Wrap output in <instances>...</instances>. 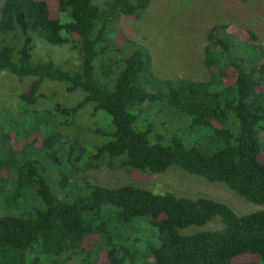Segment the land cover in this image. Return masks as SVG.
Listing matches in <instances>:
<instances>
[{"label":"trees","instance_id":"trees-1","mask_svg":"<svg viewBox=\"0 0 264 264\" xmlns=\"http://www.w3.org/2000/svg\"><path fill=\"white\" fill-rule=\"evenodd\" d=\"M150 2L112 0L99 9L90 0H56L52 18L45 0H4L0 36L18 30L23 41L19 50L0 48V73L30 79L17 98L16 112L6 116L14 140H19L14 128L23 121L18 116L35 102L43 81L64 83L67 92L81 90L84 96L73 106H55L52 116L63 121L53 122L51 112L32 120L31 128L42 136L37 154L70 167L56 185L45 169L27 159L30 145L15 149L12 131L0 132V264H65L79 253H85L82 264H264V211L239 216L208 197L157 194L133 185L107 188L86 177L72 180L78 172L120 160L122 166L153 174L175 168L264 205V62L234 60V39L221 32L223 25L207 35V81L154 79L142 46L118 72L111 57L99 62L102 78L95 77L96 60L114 47L113 36H106L109 26L120 18L139 19ZM29 32L51 45L79 46L80 69L33 63ZM155 103L174 118L186 119L202 144L187 145L176 135L151 141L149 126L139 130L132 110ZM87 105L111 125L109 132L96 130L109 140L90 152L76 135L67 137L62 130ZM215 218L220 229L180 233ZM244 255L256 261L235 262Z\"/></svg>","mask_w":264,"mask_h":264},{"label":"rangeland","instance_id":"rangeland-1","mask_svg":"<svg viewBox=\"0 0 264 264\" xmlns=\"http://www.w3.org/2000/svg\"><path fill=\"white\" fill-rule=\"evenodd\" d=\"M110 1L112 0H90L99 9H103ZM45 2L51 17L55 18L57 16L56 0H45ZM3 3L4 0H0V18ZM62 20L66 18L62 17ZM216 25H223L221 32L231 33L234 39L232 49L234 60H238L243 65L264 62V0H151L139 19L120 18L109 26L106 36H113L114 49L111 48L103 57L96 60L95 77L102 78L99 62L111 57L113 62L119 65L115 71L118 72L123 66L124 59L142 46L150 56L151 75L154 79L207 81L209 79L205 66L207 35ZM250 34L253 35V40L249 37ZM28 36L31 39L33 63L52 62L69 72L80 69L82 55L79 46L73 48L66 44L51 45L36 32H29ZM22 41L21 32L16 30L0 36V48L9 46L19 50ZM29 83V77L20 80L6 72L0 73V132L12 131L10 128L12 126L7 124V117L16 112L17 98ZM66 86L56 81H43L35 102L24 106L23 110L26 114L18 116V121L23 120L19 122L16 129L14 128V132H19V140L15 141V134L13 131L11 133L15 149L30 145V148H27V152L30 153L27 159L35 161L38 168L46 170L52 185H56L61 173H67L70 167L66 162L57 165L45 161L37 154L39 152L36 149L42 143V136L31 127L34 126L32 120L36 114L40 118L43 114L51 112L52 116L57 104L70 107L83 98L84 94L81 90L67 92ZM148 90L152 91L150 86ZM92 108V105L84 107L75 116L72 124L62 129L67 137L76 135L88 152L93 145H101L109 140L96 130L105 132L111 130L108 118L102 112L95 114ZM161 109L160 104L155 103L151 107L146 105L132 110L137 115L136 126L139 130H145L149 126L151 141L159 137L164 142L171 135H176L187 145L202 144L203 141L199 135L188 129L186 119L174 118ZM52 117L53 122L65 120L61 117L56 119L55 115ZM66 120L71 122L69 119ZM119 163L120 160H116L112 166L101 164L85 173L78 172L72 180L86 177L90 183L107 188L133 185L157 194L170 192L181 197H208L226 203L239 216L264 211V205L247 202L221 184L207 183L175 168L161 174H153L122 166ZM221 227L220 220L215 218L205 226L182 229L180 233L192 234L198 231L217 230ZM91 242L92 239L87 240L84 248H89ZM84 257L85 253L73 255L65 264H82ZM242 261H256V259L253 255H244L235 259V262Z\"/></svg>","mask_w":264,"mask_h":264}]
</instances>
